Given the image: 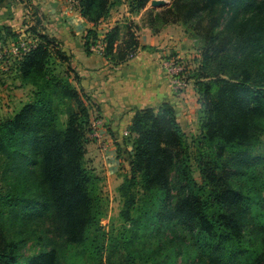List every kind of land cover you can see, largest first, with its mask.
<instances>
[{
  "label": "trees",
  "instance_id": "obj_1",
  "mask_svg": "<svg viewBox=\"0 0 264 264\" xmlns=\"http://www.w3.org/2000/svg\"><path fill=\"white\" fill-rule=\"evenodd\" d=\"M150 1L130 0L129 6L141 12ZM77 2L82 17L95 27L107 20L113 5L111 0ZM172 7L165 16L179 17L186 26L196 22L195 31L204 42L196 83L200 136L188 140L170 103L135 111L129 127L130 176L119 188L124 198L121 216L133 222L137 188L160 189L166 198L160 225L177 220L212 242L197 264H264V222L258 221L264 217V180L254 173L260 159L250 153L264 120V0H174ZM27 32L33 34V47L16 60L15 70L25 80L42 77L46 86L13 117L0 120V212L14 219V226L54 215L59 236L77 249L86 242V229L99 225L107 209L101 179L85 160L90 114L81 92L54 73L53 58L71 60L61 43L35 27ZM98 36L97 28L87 31L88 54ZM17 38L22 34L10 28L0 31L4 43ZM104 43L103 57L113 66L133 59L139 49L135 33L120 26L105 34ZM54 93L65 102L66 121ZM248 177L260 182L252 193L238 187ZM249 228L262 251L243 261ZM3 238L0 264H20L23 239L5 233ZM104 245L95 251L101 255L99 264ZM60 255L55 248L44 250L26 264H59Z\"/></svg>",
  "mask_w": 264,
  "mask_h": 264
},
{
  "label": "rangeland",
  "instance_id": "obj_2",
  "mask_svg": "<svg viewBox=\"0 0 264 264\" xmlns=\"http://www.w3.org/2000/svg\"><path fill=\"white\" fill-rule=\"evenodd\" d=\"M22 1L0 0V14L5 16L18 14L19 20L16 27L19 29L22 28L20 20L23 12L20 3L24 4ZM111 3L113 5L110 15L107 20L100 23V26L107 25L109 22L113 26L108 31L115 26H120L123 32L130 29L137 38H142V40L146 39L142 31L143 28H148L152 34L162 33L163 38L159 41L160 45L151 46L149 49L163 53L161 60L175 58L185 63L186 77L189 83L188 89L194 91L198 104L193 119H190L187 124L181 123V115L176 111L177 119L188 140L199 137L202 113L196 83L201 73L204 42L195 31L197 23H194L195 26H186L179 17L165 16V13L170 11L169 9H173L174 0H151L141 12L131 10L130 0H111ZM151 23L154 25L153 27H151ZM23 29L22 38L32 37L33 34L27 32V23L23 25ZM220 29L222 28L220 27ZM105 34L102 33V35ZM21 39L9 40L7 46L8 44L11 46L12 43L17 44ZM17 59L15 56H2L0 53V120L13 117L23 106L34 101L37 92L46 86L45 79L42 77L27 80L21 78L15 70ZM52 62L54 73L58 77L68 78L83 95L89 110L91 125L97 118L105 121L100 114L93 111L90 97L83 91L81 77L71 62L60 63L57 58H53ZM76 75L80 77L79 80H75ZM47 91L51 92L50 89ZM54 96H56L57 106H59L61 120L66 121L67 118L64 113L67 107L65 102L58 100L60 93H54ZM261 123V134L254 142L250 153L253 157L260 159L254 173L258 178L264 180V120ZM107 131L108 124L106 123L105 136ZM88 137L86 165L101 179L99 188L107 199L105 217L99 225H92L86 229L84 246L70 249L65 244V239L57 233L58 222L54 215L36 217L33 221L28 222L29 224L19 223L18 226H14V219L8 218L0 212V243L4 241V233L13 239H23L24 241L20 248V264H26L28 259L52 248L57 249L61 254L59 264H99L101 255L95 251L101 252L104 243L106 252L103 251V264H128L129 260H132L133 264H197L201 256L208 254L212 242L200 230L191 229L177 220L160 225L159 214L166 202L165 194L160 189L144 190L141 187L137 188L133 222L126 223L121 216L124 209V198L119 188L130 176V152L122 148L117 152L105 155L106 158L110 157L108 160L111 162L110 165H104L102 162L95 163V159L98 157V151L94 145L96 141L90 138V133ZM107 152L105 150L102 153L106 154ZM95 155L96 158H94ZM196 177L199 178V175L196 174ZM259 183L257 180L248 177L239 180L238 187L245 192L251 191L252 193L254 188L259 187ZM2 187L3 182L0 178V189ZM262 211L264 212V207ZM258 221L264 222V217L259 218ZM244 245L247 252L242 257L243 261L253 260L256 254L262 251V243L251 234L250 228L245 230ZM93 256L99 257V260L95 261Z\"/></svg>",
  "mask_w": 264,
  "mask_h": 264
},
{
  "label": "crops",
  "instance_id": "obj_3",
  "mask_svg": "<svg viewBox=\"0 0 264 264\" xmlns=\"http://www.w3.org/2000/svg\"><path fill=\"white\" fill-rule=\"evenodd\" d=\"M22 3V28L16 27L18 14H0V31L7 27L13 33L22 34L23 25L27 23L28 29L35 27L61 43L62 50L71 58L73 68L81 77L82 89L90 97L93 111L108 124L104 145L94 144L98 151V157H94L95 163L110 165V157L106 158L105 155L122 148L131 155L132 144L123 137V133L129 129L138 109L157 108L167 102L179 112L181 123L187 124L193 119L198 104L194 91L189 88L183 96H177L161 66L163 53L149 49L160 45L162 33L152 34L151 30L143 28L146 39L137 38L139 49L136 56L126 63L113 66L101 55L88 54L84 46L88 30L97 28L99 34L107 33L113 26L109 22L95 27L82 17L78 5L69 11L66 0H23ZM103 147L108 151L106 154L102 153L105 151Z\"/></svg>",
  "mask_w": 264,
  "mask_h": 264
},
{
  "label": "built area",
  "instance_id": "obj_4",
  "mask_svg": "<svg viewBox=\"0 0 264 264\" xmlns=\"http://www.w3.org/2000/svg\"><path fill=\"white\" fill-rule=\"evenodd\" d=\"M69 5V11L73 10L77 5V0H66ZM104 36L99 34L98 41L94 44L91 48L92 53L98 54L103 56L105 52V43H104ZM33 39L30 37H25L20 40L17 44L12 43L11 46H7V43H4L0 40V53L2 56H15L16 58H21L24 54L29 52L33 47ZM161 66L165 72V74L169 77L171 85L177 95H184L188 90L189 83L187 80V68L183 61L175 58H164L161 60ZM106 130V123L103 119L97 118L92 122L91 125V133L90 138L95 140L100 145H104V138ZM131 132L130 130H126L123 133V137L131 143ZM106 147H103L105 150Z\"/></svg>",
  "mask_w": 264,
  "mask_h": 264
},
{
  "label": "water",
  "instance_id": "obj_5",
  "mask_svg": "<svg viewBox=\"0 0 264 264\" xmlns=\"http://www.w3.org/2000/svg\"><path fill=\"white\" fill-rule=\"evenodd\" d=\"M158 5H160V4H158Z\"/></svg>",
  "mask_w": 264,
  "mask_h": 264
}]
</instances>
